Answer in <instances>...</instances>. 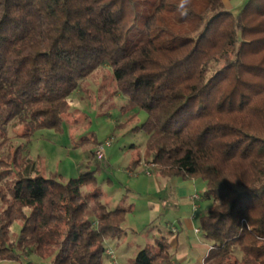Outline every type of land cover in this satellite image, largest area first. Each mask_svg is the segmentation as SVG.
I'll return each instance as SVG.
<instances>
[{"label": "trees", "instance_id": "1", "mask_svg": "<svg viewBox=\"0 0 264 264\" xmlns=\"http://www.w3.org/2000/svg\"><path fill=\"white\" fill-rule=\"evenodd\" d=\"M0 0V259L102 264L132 205L103 201L97 169L63 181L9 145L62 127L69 97L104 64L159 173L201 178L204 264H264V0ZM140 158L132 160L137 166ZM22 222L15 241L11 227ZM240 251V255L236 253ZM237 254V255H236ZM164 239L132 264H174ZM32 264V263H29Z\"/></svg>", "mask_w": 264, "mask_h": 264}, {"label": "rangeland", "instance_id": "2", "mask_svg": "<svg viewBox=\"0 0 264 264\" xmlns=\"http://www.w3.org/2000/svg\"><path fill=\"white\" fill-rule=\"evenodd\" d=\"M246 2L247 0H226V7L231 11L238 12ZM69 103L70 110L64 117L61 129L40 130L31 140L27 141L17 136L18 128L10 127L11 141L8 146L10 144L15 147L21 144L26 145L24 155L38 162L45 174L58 172L63 181L77 177L84 170H93L99 167L97 172L99 187L104 193L103 201L109 207H113V202L118 197L124 203L134 201L140 209L146 208L147 196L130 195L126 190L130 181L133 183L140 177H142L141 180L148 179L153 175V170L156 169V166L151 167L152 175L146 172L144 164L146 162L148 164L150 160L147 158L151 157L146 148L148 135L145 131L137 128L146 120V111L139 107H127L129 97L119 90L113 69L108 64L102 65L89 77L82 80L79 88L70 95ZM109 139L113 140V145L108 148L110 159L102 162L92 157L95 147ZM132 144H136V146L130 147ZM134 158L143 160L140 168H138L140 163L136 167L133 166L132 160ZM105 162L108 163V166ZM77 163L81 167L77 168ZM111 176L124 183L122 185L116 181L110 183L108 179ZM169 206L171 209H165L161 206L159 210L161 217L157 211H149L148 209L140 211L139 209L135 215L136 226L144 229L145 225L151 224L148 226V230H150L155 227L152 225L156 224L157 219H161L162 227L167 229L169 227L167 223L169 214H174L180 210L179 206L175 207L172 204ZM197 221L200 224V217ZM21 229V221H16L12 225V241L17 239ZM127 247L128 243H120L116 248L119 259L120 256L127 260L136 257L137 253H132V250L128 252ZM122 251L127 254L124 255ZM17 253L20 255V261L0 259V264H49V259H42L31 251L18 249ZM236 253L240 255V251H236Z\"/></svg>", "mask_w": 264, "mask_h": 264}, {"label": "crops", "instance_id": "3", "mask_svg": "<svg viewBox=\"0 0 264 264\" xmlns=\"http://www.w3.org/2000/svg\"><path fill=\"white\" fill-rule=\"evenodd\" d=\"M135 146L136 144H132L130 147ZM86 159L91 162L88 157H86ZM109 159L110 155L107 160ZM147 159L151 160V157ZM142 161L143 160L139 162L140 165L138 168L141 167ZM105 164L108 166L107 162H105ZM76 166L77 168L81 167L79 163H77ZM140 178H137V180L133 182L134 184L130 181L126 186V190L130 195L137 194V196H147L146 208L140 209L136 206L134 201H126L127 203H124V201L116 197L112 208L124 203L134 206V209L132 213L128 214L123 224L125 235L120 239L107 240L105 242L106 252L103 263L132 264L136 257L127 260L125 257L123 258L120 256L119 259L116 248H118L120 243H128L126 250L128 252L132 250V253H137L138 255L147 245H153L157 240L164 239L171 245V250L174 254V264H203L211 247V243L204 237L197 220L213 204L212 200L204 197L207 188L206 181L201 178L166 176L159 173L157 169L153 170V175L150 178L145 180H141ZM108 181L110 183L116 181L119 182L120 185L124 183L120 182L119 179H114V176L109 177ZM170 204L175 207L179 206L180 210L174 214H169L168 219L166 218L169 226L167 229L162 227L161 219H157L156 224L152 225L155 227L150 230H148V226H151V224L145 225L144 229L136 226L135 215L139 209L140 211H144L145 209L157 211L159 214L161 206L165 209H171L169 206ZM159 217H161L160 214ZM124 251H122L124 255L127 254Z\"/></svg>", "mask_w": 264, "mask_h": 264}, {"label": "built area", "instance_id": "4", "mask_svg": "<svg viewBox=\"0 0 264 264\" xmlns=\"http://www.w3.org/2000/svg\"><path fill=\"white\" fill-rule=\"evenodd\" d=\"M112 145H113V140L111 139L106 140L105 142L99 143L97 147H95L92 153V157L102 162L106 161L109 156L108 148L111 147ZM154 166L156 165L151 160L148 162V164L147 162L145 163L146 172L149 175H152L151 167H154Z\"/></svg>", "mask_w": 264, "mask_h": 264}, {"label": "clouds", "instance_id": "5", "mask_svg": "<svg viewBox=\"0 0 264 264\" xmlns=\"http://www.w3.org/2000/svg\"><path fill=\"white\" fill-rule=\"evenodd\" d=\"M189 4V0H180L178 10L181 12L182 15L187 14V6Z\"/></svg>", "mask_w": 264, "mask_h": 264}]
</instances>
